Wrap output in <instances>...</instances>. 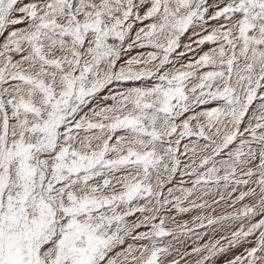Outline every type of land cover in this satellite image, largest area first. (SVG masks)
<instances>
[{"label":"snow or ice","instance_id":"6c2138e0","mask_svg":"<svg viewBox=\"0 0 264 264\" xmlns=\"http://www.w3.org/2000/svg\"><path fill=\"white\" fill-rule=\"evenodd\" d=\"M0 264H264V0H0Z\"/></svg>","mask_w":264,"mask_h":264},{"label":"rangeland","instance_id":"374dc122","mask_svg":"<svg viewBox=\"0 0 264 264\" xmlns=\"http://www.w3.org/2000/svg\"><path fill=\"white\" fill-rule=\"evenodd\" d=\"M222 209H225V210H227L226 208H224V207H221ZM229 211L231 210V209H228ZM213 214H215V213H213ZM190 215V216H189ZM193 215V212L192 213H189V214H182V215H179L178 217H177V219H178V221H180V222H183L184 220H190L191 219V216ZM203 229H200V230H198V231H200L201 233H203V232H205V231H208L209 232V235H211L212 233H211V229H204L203 231H202ZM219 235V233H217V236ZM207 238L208 237H205V240H207ZM183 241H184V243L186 244V245H195V244H197V243H201V242H204V241H197L196 240V237H195V235H191V237L190 236H187V237H182L181 238ZM188 245V246H189ZM191 246H189V248H190Z\"/></svg>","mask_w":264,"mask_h":264},{"label":"crops","instance_id":"0c3cea01","mask_svg":"<svg viewBox=\"0 0 264 264\" xmlns=\"http://www.w3.org/2000/svg\"><path fill=\"white\" fill-rule=\"evenodd\" d=\"M214 207H216V206L214 205ZM221 207H222V206H221ZM221 207H216V212H215V214H213V215H224L226 211H229L228 209L225 210V209H222ZM230 211H231V210H230ZM193 215H195V212H193ZM189 216H190V215H189ZM193 246H194V245H193Z\"/></svg>","mask_w":264,"mask_h":264},{"label":"bare ground","instance_id":"6f19581e","mask_svg":"<svg viewBox=\"0 0 264 264\" xmlns=\"http://www.w3.org/2000/svg\"><path fill=\"white\" fill-rule=\"evenodd\" d=\"M203 230H204V229H203ZM203 230H202V231H203ZM208 230H209V229H208ZM190 237H191V236H190ZM188 245H189V244H188ZM188 245H187V246H188ZM189 246H193V245H189Z\"/></svg>","mask_w":264,"mask_h":264}]
</instances>
